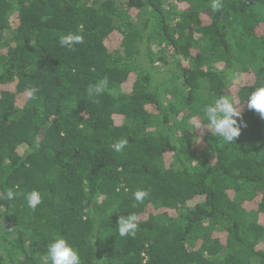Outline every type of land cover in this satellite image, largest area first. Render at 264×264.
<instances>
[{
  "label": "trees",
  "instance_id": "trees-1",
  "mask_svg": "<svg viewBox=\"0 0 264 264\" xmlns=\"http://www.w3.org/2000/svg\"><path fill=\"white\" fill-rule=\"evenodd\" d=\"M213 2L0 0V264H50L58 237L82 264H264V118L247 108L264 0ZM221 95L246 125L233 143L191 126Z\"/></svg>",
  "mask_w": 264,
  "mask_h": 264
},
{
  "label": "clouds",
  "instance_id": "clouds-1",
  "mask_svg": "<svg viewBox=\"0 0 264 264\" xmlns=\"http://www.w3.org/2000/svg\"><path fill=\"white\" fill-rule=\"evenodd\" d=\"M214 11L219 10V0H214L211 4ZM83 43L81 35L69 33L60 37L61 46L72 47L74 44ZM105 82L102 81L97 85L88 88L89 95H99L104 90ZM38 91L36 87L28 90L29 98H34ZM247 108L259 113L264 118V83L256 87L247 97ZM191 126L194 130H208L214 137L221 138L225 143H233L241 133L243 125L242 112L235 101L229 95H221L212 103L207 104L203 109L202 117H193ZM127 145V140H119L113 147L115 151H121ZM13 192L8 191V199L13 198ZM148 193L144 190H137L133 193L134 201L142 203ZM27 206L33 210L41 203V195L38 191L33 190L25 194ZM138 228L137 216L129 214L121 216L117 223V230L121 237L134 236ZM46 260L50 264H82L78 252L69 244V242L58 237L47 245Z\"/></svg>",
  "mask_w": 264,
  "mask_h": 264
},
{
  "label": "rangeland",
  "instance_id": "rangeland-1",
  "mask_svg": "<svg viewBox=\"0 0 264 264\" xmlns=\"http://www.w3.org/2000/svg\"><path fill=\"white\" fill-rule=\"evenodd\" d=\"M123 2L126 3V0H117L118 5H121ZM168 61H170V63L172 62V58H170V56L168 58ZM157 66H158L159 69H163V68H166L167 67V65H164L162 63H157ZM241 78H242V76H239L238 75L236 83H239L241 81ZM189 134L190 135H193V129L191 130V128H189Z\"/></svg>",
  "mask_w": 264,
  "mask_h": 264
}]
</instances>
